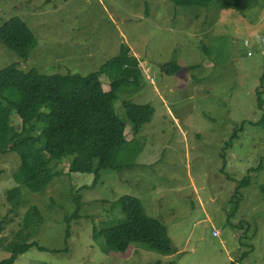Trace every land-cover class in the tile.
<instances>
[{"label": "rangeland", "instance_id": "1", "mask_svg": "<svg viewBox=\"0 0 264 264\" xmlns=\"http://www.w3.org/2000/svg\"><path fill=\"white\" fill-rule=\"evenodd\" d=\"M222 1L182 7L169 0H0V27L18 17L36 38L27 60L0 41V71L16 65L44 75L87 76L126 46L143 75L140 88L118 93L115 110L129 144L113 157L117 169L101 171L96 184L92 174L69 173L72 158L53 161L59 176L41 193L20 186V207L12 211L7 194L19 187L20 158L0 155L1 246L27 234L29 209L43 216L30 241L46 250L33 247L15 264H264V125H257L263 115L258 92L264 103V0L243 12L222 9ZM171 62L180 71L166 75L161 68ZM101 81L109 91L111 80L104 75ZM125 102L154 109L138 134ZM10 123L21 129L17 116ZM235 130L238 139L225 149ZM250 169L259 171L240 190L239 211L228 221ZM125 195L167 227L172 255L138 246L120 259L94 237L122 218L118 201ZM77 198L80 210L66 241L64 218L76 212ZM9 257L0 249V262Z\"/></svg>", "mask_w": 264, "mask_h": 264}, {"label": "trees", "instance_id": "2", "mask_svg": "<svg viewBox=\"0 0 264 264\" xmlns=\"http://www.w3.org/2000/svg\"><path fill=\"white\" fill-rule=\"evenodd\" d=\"M169 1L182 7H208L213 0ZM256 3V0H223L221 7L243 12L253 8ZM0 41L24 60L29 59L36 45L34 34L18 17L0 27ZM161 69L166 75H175L180 71L176 62L165 64ZM104 75L111 80L109 91H105L101 81ZM142 78L140 61L126 46L101 70L87 76L44 75L35 69L23 71L16 65L0 71V155L17 153L20 158L14 176L19 187L7 194L12 211L20 207V186L32 193H41L59 176L51 168L53 161L72 158L69 173L92 174L95 184L101 179V171L117 169L113 166V157L129 143L126 140L127 125L117 116L115 102L122 87L140 88ZM261 83L263 86L264 76ZM257 96L258 108L263 111L257 125L262 126L264 103L261 92ZM124 108L135 134L150 123L154 116V109L150 105L125 102ZM13 115L21 121L19 131L10 123ZM37 131H40L39 135H36ZM237 139L238 132L235 130L225 144V149L231 148ZM255 171L259 169H250L240 182L235 200L232 201L235 207L228 221L239 211L242 199L240 190L250 185V174ZM260 191L264 195V184L260 186ZM75 202L78 205L74 215L64 218L66 241L70 238L72 219L77 218V211L80 210L79 199H75ZM118 204L122 218L94 232L95 238L105 240L110 254L128 259L138 246L166 256L173 254V243L167 227L149 217L138 198L125 195L119 199ZM3 222L0 223V234ZM42 224L43 216L37 207L29 209L23 219V231L27 234H19L17 240L5 246L0 243V249L10 254L0 264H15L21 255L33 247L40 251L46 250L37 242L30 241L36 234V228ZM154 264L174 263L160 261Z\"/></svg>", "mask_w": 264, "mask_h": 264}]
</instances>
